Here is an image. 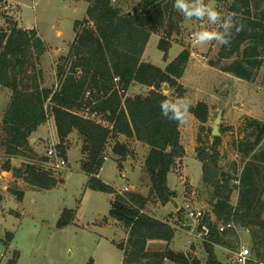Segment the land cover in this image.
Returning a JSON list of instances; mask_svg holds the SVG:
<instances>
[{
	"label": "trees",
	"instance_id": "1",
	"mask_svg": "<svg viewBox=\"0 0 264 264\" xmlns=\"http://www.w3.org/2000/svg\"><path fill=\"white\" fill-rule=\"evenodd\" d=\"M84 1L88 3L86 18L75 22V38L67 55L56 63L60 82L56 90L41 86L39 64L46 46L37 31L17 28L14 24L0 30V86L11 91L1 122L0 145L7 157L29 160L24 170L15 169L13 174L37 191L52 190L63 182L33 164L37 161L30 148L32 134L52 117L60 155L66 159V141L76 132L81 139L80 168L89 177L87 188L110 194L111 189L97 177L106 149L111 145L112 155L121 167V162L130 154L128 146L118 138H134L149 147L144 169L151 187L146 197L134 192L115 193L110 202L109 219L124 227L128 234L126 243L118 244L123 252V264H165L166 261L202 264L196 258L169 249L146 250L149 240L169 244L174 237V227L149 216L144 209L152 199L162 205L173 200L175 193L169 189L167 177L177 160L185 155L180 143L181 123L164 118L160 102L173 98L163 92L164 85L176 97L184 96L180 80L191 54L182 50L164 69L142 60L150 37L157 34L159 28L166 27L167 38L171 37L174 0H142L139 11L130 16L113 5L115 0ZM226 11L235 13L245 29L234 36L230 45L221 46L219 60L232 62L220 70L252 83L264 64V0H229ZM158 48L167 61L171 43L161 38ZM133 84L151 91L130 97L127 92ZM189 114L201 124L196 159L202 165L203 183L214 190L216 220L248 230L255 262L264 264V123L254 118L245 119L247 133L236 144L241 169L232 175L220 167L221 138L213 137L209 143L208 133L202 136L209 120L208 105L204 102L191 105ZM5 171H11L8 165ZM235 191L238 200L236 206H232L230 198ZM17 197L22 201L24 194L18 193ZM68 224L62 218L57 226L64 228ZM209 225L211 236L204 244L205 264H223L217 259L213 246L230 249L233 246L223 241L214 223Z\"/></svg>",
	"mask_w": 264,
	"mask_h": 264
},
{
	"label": "rangeland",
	"instance_id": "2",
	"mask_svg": "<svg viewBox=\"0 0 264 264\" xmlns=\"http://www.w3.org/2000/svg\"><path fill=\"white\" fill-rule=\"evenodd\" d=\"M141 1L115 0L112 3L125 13H132L139 11ZM228 1L205 0V3L214 5L222 15H227ZM87 8L88 3L84 0H0V30L9 29L13 24L21 29H35L46 46V53L41 57L39 64L44 78L41 83L43 88H58L60 82L56 76V62H59L60 57L67 55L75 38L74 24L86 18ZM171 25V37L167 38L166 27L159 28L158 33L150 37L142 60L164 69L182 50L190 52L188 67L180 80L185 89L184 96L190 98L191 105L198 102L208 105L209 120L202 136L208 133L209 143H212L215 120L221 115L218 125L221 138L220 167L236 175L241 169L236 144L244 139L247 133L245 119H264V64L252 83L222 73L221 67L232 60H219L221 46L215 42L201 45L192 39L194 32L202 30V27L211 29L214 25L207 20L201 22L185 19L176 9ZM161 38L168 39L171 43L167 61L164 60V53L158 48ZM5 90L9 91L6 88ZM150 91L148 87L135 84L127 95H147ZM222 91L226 92L225 95H221ZM163 92L173 99L176 97L169 89ZM5 102L0 94V127L5 114ZM50 119L52 117L35 136L37 143L33 148L30 144V148L34 152L37 163L33 164L37 168L49 171L54 178L63 180L54 189L37 191L24 179L15 178L13 170H24L25 163L29 160L17 157V162L14 166L11 165L9 157L0 145V264H123V252L118 244L126 243L124 238L127 232L124 227L109 219L110 202L115 193L122 191L125 186H132L135 193L148 196L151 183L141 160H144L149 147L144 148L143 153L134 148L133 140L128 144L132 163L124 160L119 167L116 158L110 154L109 145L105 152L109 159L104 161L98 176L111 189V193L92 191L87 188L89 177L80 168L81 148H77L75 144L81 139L76 132L66 141L70 149L67 166L64 169L50 166L47 153L54 147L53 125ZM200 126L191 114H188L186 122L180 125V143L185 155L177 160L169 173V179L167 177L168 187L175 193L173 200L168 203L170 207L162 210V204L152 199L147 203L144 212L170 223L175 232H178L170 250H181L178 245L180 242L193 244V250L198 254L188 256L203 263L207 257L205 241L199 235L197 223L188 217L186 206L203 211L208 220L216 225V229L224 224L216 220L213 210L216 202L214 190L212 186L203 183L202 165L196 159ZM29 155L32 156L30 152ZM7 165L11 170L9 176L3 174ZM18 193L24 194L22 201L17 199ZM237 200L238 192L235 191L230 198V205L236 206ZM174 202L177 207H174ZM62 218L69 224L58 228ZM189 225L192 226L190 231L187 229ZM237 232L226 230L219 234L223 241L233 248L213 246L218 259L223 264H236L235 255L247 248L251 253V260L247 264H258L255 262L256 256L249 232L243 228H238ZM126 236L128 239V234ZM156 246L158 244H152L148 251L156 250ZM166 264L175 263L167 261Z\"/></svg>",
	"mask_w": 264,
	"mask_h": 264
},
{
	"label": "clouds",
	"instance_id": "3",
	"mask_svg": "<svg viewBox=\"0 0 264 264\" xmlns=\"http://www.w3.org/2000/svg\"><path fill=\"white\" fill-rule=\"evenodd\" d=\"M173 7L182 14L185 19L198 20L208 23L215 27L203 28L192 34V39L201 45L215 42L219 46L231 44L235 35L245 29V24L235 13L222 15L212 4H206L205 0H174ZM191 100L187 96L166 98L160 102L161 115L177 123L186 122Z\"/></svg>",
	"mask_w": 264,
	"mask_h": 264
},
{
	"label": "crops",
	"instance_id": "4",
	"mask_svg": "<svg viewBox=\"0 0 264 264\" xmlns=\"http://www.w3.org/2000/svg\"><path fill=\"white\" fill-rule=\"evenodd\" d=\"M154 35V34H153ZM146 50V49H145ZM41 60V59H40ZM57 63V62H56ZM39 67H40V65H39ZM42 79H44V78H42ZM41 83H42V80H41ZM135 84H133L132 86H134ZM131 86V87H132ZM44 87V86H43ZM130 87V88H131ZM7 89V88H6ZM0 91H1V96L5 99V106H4V108H5V111H6V109H7V107H8V105H9V103H10V100H11V91L9 90V91H6L5 90V88L3 87L2 89H1V86H0ZM129 91H130V89H129ZM129 91L127 92V94H129ZM145 95V94H144ZM130 97H133L132 95H129ZM3 119V118H2ZM51 120V124L53 125V143L55 144V145H57V144H59V139H58V137H57V130H56V126H55V122H54V119L52 118V119H50ZM258 121H260V122H262V123H264V119H262V120H259V119H257ZM44 125H42V126H40L38 129H37V131L36 132H34L33 134H32V137L30 138V144H31V147L33 148V146H34V144H36L37 143V139L35 138V136H37L40 132H41V130L42 129H44ZM70 140V139H69ZM118 140L121 142V143H123V144H125V145H127L128 147H129V143L131 142L132 143V141L134 140V143H133V146H134V148H136L137 150H141L143 153H144V148H148V146H146V145H144V144H142V143H140V142H138V141H136L135 139H133V138H126V137H124V136H119V138H118ZM70 142H71V140H70ZM73 145V144H72ZM75 146L77 147V148H81V141L80 140H77V144H75ZM72 146H70V148H71ZM110 149V154H112V152H111V147L109 148ZM129 149V148H128ZM70 149L68 148V146H67V143H66V154H67V162H68V155H69V151ZM148 152H149V150L147 151V154H148ZM147 154H146V156H147ZM144 155V154H143ZM146 156H145V158H144V160L142 161L140 158V160H141V163L143 164L144 162H145V159H146ZM144 157V156H143ZM23 159H26V158H24V157H22ZM109 158L107 157V160H108ZM9 160H10V163H11V165H13L14 166V164L17 162L16 160H17V157H12V158H9ZM127 161H129L130 163H132V158L131 157H128L127 158ZM101 170V169H100ZM3 174H6L7 176H9L10 175V172H3ZM98 178H99V176H97ZM168 179H169V175H168ZM170 188V187H169ZM6 189V188H5ZM129 190L130 191H132V192H134V187H132V186H129ZM171 191H172V189H170ZM135 193V192H134ZM264 201V200H263ZM170 207V205L169 204H166V205H161V209L162 210H167L168 208ZM152 217H154V216H152ZM155 218V217H154ZM263 219H264V212H263ZM114 222V221H113ZM163 222V221H162ZM116 223V222H115ZM165 223H168V222H165ZM118 226H121V225H119L118 223H116ZM168 224H170V223H168ZM171 225V224H170ZM172 227H173V225H171ZM190 226V225H189ZM189 226H187V229H188V231H190L191 229L189 228ZM127 232V231H126ZM189 233V232H188ZM236 233H238L237 231H236ZM127 234V233H126ZM126 234H125V240H127V236H126ZM177 236H178V232L176 231L175 232V234H174V237H173V239H172V241L168 244V243H166V242H164V241H159V240H149L148 242H147V245H146V250L148 251V250H150V247H151V245L152 244H158V246H156V250L157 249H160L159 251H164V250H166V249H169L170 250V246H172V244L174 243V241L176 240V238H177ZM179 247L181 248V250H179L178 252H175V251H173V252H175V253H183L184 255H187L188 256V254H193L194 256H197V254H198V252H195L194 250H193V244H186V242H180L179 244ZM218 245H216V247H217ZM197 249V248H196ZM156 250H151V252H159V251H156ZM149 252V251H148ZM217 253V251L215 252V254ZM216 257H217V255H216ZM217 259H218V257H217ZM219 260V259H218ZM200 261V260H199ZM206 261H207V257H206V260L202 263V261H201V263L202 264H205L206 263ZM220 261V260H219ZM221 262V261H220ZM167 263V261L165 262V264Z\"/></svg>",
	"mask_w": 264,
	"mask_h": 264
},
{
	"label": "built area",
	"instance_id": "5",
	"mask_svg": "<svg viewBox=\"0 0 264 264\" xmlns=\"http://www.w3.org/2000/svg\"><path fill=\"white\" fill-rule=\"evenodd\" d=\"M58 145V144H57ZM57 145L54 144V147H52L48 153H47V158L49 160L50 166H52L55 169H64L67 166V161L65 158H63L58 149ZM107 160V157H104V161ZM129 187L125 186L122 191H119V194H124L129 192ZM186 211L187 215L190 219H192L194 222L197 223L200 237L204 239V241H208L211 236V230H210V225L209 223L211 222L210 220L206 221L205 218V213L201 210L197 209H191L189 206H186ZM226 230H233L237 231L238 228H236L233 224H228V225H223L221 228H217V231L219 234L221 232H224ZM248 232V230H246ZM250 250L247 248H243L239 253L235 255V262L236 264H247L251 259H250Z\"/></svg>",
	"mask_w": 264,
	"mask_h": 264
},
{
	"label": "water",
	"instance_id": "6",
	"mask_svg": "<svg viewBox=\"0 0 264 264\" xmlns=\"http://www.w3.org/2000/svg\"><path fill=\"white\" fill-rule=\"evenodd\" d=\"M127 15L130 16L131 13H127ZM163 90H168V86L167 85H164ZM225 93H226L225 91H222L221 92V95H225ZM220 122H221V115H219L217 117V119L215 120V127L212 130V136L213 137H219V135H220L219 127H218V125L220 124ZM174 207H177V203H175V202H174ZM189 228H192V226H189Z\"/></svg>",
	"mask_w": 264,
	"mask_h": 264
}]
</instances>
